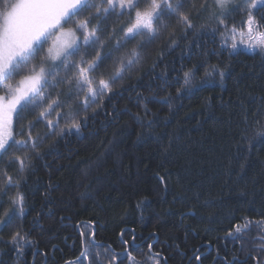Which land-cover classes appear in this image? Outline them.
<instances>
[{
  "label": "trees",
  "instance_id": "trees-1",
  "mask_svg": "<svg viewBox=\"0 0 264 264\" xmlns=\"http://www.w3.org/2000/svg\"><path fill=\"white\" fill-rule=\"evenodd\" d=\"M16 1L0 0V19ZM148 2L140 0L141 8ZM203 2L183 0L181 12L190 16L193 28L165 12L155 36L138 35L128 42L122 39L129 25L127 14H112L100 22L106 59L94 74L97 80L101 74L110 77L133 49L138 56L114 83L113 92L88 109L89 118L79 132L65 127L69 105L76 107L74 83L71 91L67 84L44 90L49 102L59 93L62 108L47 117L59 120L56 129L37 120L39 107L25 110L19 119L14 115L15 139L22 138L17 134L22 126L27 130L29 122L34 123L32 136L39 139L36 149L29 144L0 157V187L4 170L20 183L0 196V216L5 210L16 211L12 225L0 231V264H14L16 246L10 238L16 231L31 241L24 245L22 257L28 262L37 251L38 264L43 254L51 261V251L56 260L74 256L65 242L79 239L78 227L91 235L90 226L95 228V239L115 250L124 249V241L144 248L140 260L150 255L151 244L161 264L164 260L197 264L199 253L202 264L218 256L229 262V256L237 261L248 255L251 264L254 254L258 260V255L264 257L259 248L264 244L260 239L264 226L253 223L237 234L239 239L227 236L245 218L264 219V52L241 43L246 39L239 35L247 32L246 24L241 27L246 13L227 16L229 29L235 24L238 30L234 37L238 48L233 50V34L217 29L214 0H207L201 9ZM87 15L82 12L73 20ZM254 15L264 22V8L258 7ZM97 23L92 19L90 27ZM95 54L81 45L69 60L78 62L83 55L91 61ZM39 56L30 64L38 67ZM194 66L186 86L184 73ZM206 71L212 75L206 77ZM205 79L210 82L202 83ZM57 111L64 115L57 117ZM60 129L64 132L58 135ZM25 153L30 165L21 173L10 157ZM18 193L25 199L22 217L12 205ZM211 264L224 263L218 257Z\"/></svg>",
  "mask_w": 264,
  "mask_h": 264
},
{
  "label": "snow or ice",
  "instance_id": "snow-or-ice-1",
  "mask_svg": "<svg viewBox=\"0 0 264 264\" xmlns=\"http://www.w3.org/2000/svg\"><path fill=\"white\" fill-rule=\"evenodd\" d=\"M214 6L218 12H213V16L217 20V29L223 27L224 33L229 31L233 34V42L231 48L236 50L238 44L235 41L237 26L233 24L229 29L226 23L229 12L246 13L247 20L241 21V27L246 24L247 32L240 31L239 35L245 37L241 43L249 50H259L264 52V22L258 21L254 15V10L258 7L264 8V0H243V4H233L232 0H214ZM184 7L183 0H176L175 4L172 0H149L143 8L140 6V0H17L11 5V10L5 12L4 23L0 27V88L4 89L5 94L0 95V157L7 155L10 149H15L17 152L26 149L29 144L32 149L38 147V137L34 138L31 129L34 127L33 122H29L27 130L22 126L17 134L21 139H15L13 133V114L17 119L21 118V113L25 110L35 109L37 107L42 110L39 113L37 120H46L47 127L50 130L56 129L59 120L53 121L47 119L53 111L62 108V103L57 93L56 99H51L45 94V88L55 89L63 84L69 86L71 91L73 83L78 92L76 97V107L69 105L67 120L65 127L69 130L79 132L81 123L86 121L88 109L98 100H102L107 94L113 92L114 83L122 78L125 70L130 69L136 63L138 53L133 49L127 61H120L115 72L105 79L101 77L97 80L94 75L100 64L106 59V54L103 52L105 47L104 40L101 39L100 22L106 21L112 14L117 17H129V25L124 31L125 42L135 39L138 35L147 34L152 37L157 34V21L161 20L164 13L169 15H178L179 21L186 28H193L190 16L181 12ZM207 7V0L200 4V8ZM88 12V15L83 20H73V17L79 16L82 12ZM97 20V24L90 27V21ZM264 19V18H262ZM65 25H70L65 27ZM56 33L55 39L51 46L46 50V55H40L41 49L48 37ZM119 44V41H118ZM81 45L84 49H94L95 57L91 61H86L81 55L78 62L69 60L80 52ZM40 55L39 69L35 64L28 69L29 62L36 59ZM52 61L51 64L48 62ZM59 61V63H57ZM60 64H63L64 75H60ZM215 68V66H213ZM27 69V74L21 76V79L15 83L11 82L14 77ZM195 66L193 69L184 73V84L190 85L194 75ZM72 75L69 76L68 73ZM212 73L207 72L205 76H211ZM221 80L224 78V72L219 73ZM51 77V82L49 81ZM205 79L202 83H209ZM79 93H83L81 97ZM180 90H178V94ZM47 102V106L44 107ZM82 105V107H81ZM96 109H93L95 112ZM83 113V115H81ZM57 117L64 115L62 111H57ZM64 129H60L58 135L63 134ZM11 141V142H10ZM38 155V153H37ZM10 162L18 163L19 171L22 173L30 165L27 154L15 155L10 157ZM5 177L3 187H0V196L7 194V190L11 187L19 188V181H14L13 177L4 170ZM25 199L23 194L18 193L12 198V205L18 208L19 216H23L25 212ZM16 215L13 211L5 210L3 216H0V231L5 227H9L13 223V217ZM253 223L257 226H264V219L251 221L247 218L244 222L234 226L233 231H229L227 236L232 239H239L237 234L248 229ZM86 232H81V244L83 250L80 256L76 257L75 261H66L65 264H83L84 260H88L90 249L98 247L95 235L92 233L91 238L85 242L87 237ZM260 239L264 241V236ZM135 240V237H133ZM24 241V244L21 243ZM10 243L16 246L17 252L23 255L25 244H31L27 239V234L21 235L19 231L12 234ZM124 250L119 255H111L108 264H123V256H127L129 264H161L158 259L159 253H152L153 246L148 245L149 255L145 260L141 261L132 255L128 250L127 241H124ZM260 249H264V244L259 245ZM111 245L104 249L103 254L96 252V259H103L110 254ZM35 255V251H33ZM200 260V256H196ZM253 259H258L253 256ZM245 264L247 262L245 261ZM259 264V262H258Z\"/></svg>",
  "mask_w": 264,
  "mask_h": 264
},
{
  "label": "flooded vegetation",
  "instance_id": "flooded-vegetation-1",
  "mask_svg": "<svg viewBox=\"0 0 264 264\" xmlns=\"http://www.w3.org/2000/svg\"><path fill=\"white\" fill-rule=\"evenodd\" d=\"M90 228H91V231H92L91 232V235H92V233H95V228H93L92 226H90ZM77 231H78V235H79L78 236V238H79L78 240L73 238V240L70 243L65 242L66 243V248H68L72 252V254L74 256L64 257L63 256V253H64L63 250L58 248L60 250V255L63 256L62 258H60L59 260H56L53 257L52 251H51V254H50L49 258L52 259V260L48 261L47 260V256L45 254H43L42 259H41V261L38 262V264H49L52 261L54 262V264H65L66 261H75L76 257L80 256V252L83 250V247H82V244H81V240H82L81 232H86V229L82 230L81 228L78 227ZM91 235H87V237L84 238L86 243H87V240L89 238H91ZM95 240L97 241L98 247L90 249L88 260H84L83 258H81V260H83V264H108V261L111 258V255H119L124 250L122 246H120L117 250H115V249H113L111 247L110 254L108 256H106L103 259V261H98L96 259V252L99 251V252H101L103 254L104 249L107 248L108 245L107 244L104 245L103 243H100L97 239H95ZM123 246L125 247V245H123ZM128 246H129L128 250L132 253V255L136 256V258L138 260H140L139 253H140V251L144 252V248H140L139 249V245L132 243V241L129 242ZM152 253H149V254L152 255ZM18 254H20V253L17 252V250H16V254H15V258L16 259L14 261V264H37L35 262L37 260V255H36L37 251H35V255H33V253H32L31 258L28 261L29 263L27 262L26 257H22L23 255H21V254H20L21 256H19ZM23 254L26 256V251H24V249H23ZM198 255L200 256V253ZM254 256L257 257L256 254H254ZM159 257H160V255H159ZM218 257H220L223 260L224 264H233V261L235 260V258H234V259H231V261H230V256H229V262H228V261H226V259H227L226 257H224V256H218ZM218 257L212 259V262L215 261ZM258 257H259V260L258 259H253L254 264H258V262H259V264H264L263 255H258ZM122 259H123V264H129L126 255L123 256ZM145 259H146V257H142L141 261H143ZM245 261L247 262V264H251L248 255L246 257H244V258H240L239 260H237L236 264H245ZM203 263H206V262L203 261ZM211 263H209V264H211ZM149 264H151V261H149ZM164 264H167V262H165V260H164ZM185 264H187V263H185ZM197 264H202L201 260H197Z\"/></svg>",
  "mask_w": 264,
  "mask_h": 264
},
{
  "label": "rangeland",
  "instance_id": "rangeland-1",
  "mask_svg": "<svg viewBox=\"0 0 264 264\" xmlns=\"http://www.w3.org/2000/svg\"><path fill=\"white\" fill-rule=\"evenodd\" d=\"M16 2H17V1H16ZM10 10H11V9H9L8 11H10ZM0 20H1V21H0V27H2V26H3V23H4V15L1 17ZM55 36H56V33H53L52 36L48 37L47 41L44 43V45H45V44H47V42H48V45L45 46V47H46L45 51L47 50V48H48L49 46H51L52 41L55 39ZM45 51H42V53H41L40 55H46ZM39 59H40V56H39ZM48 63L51 64L52 61H49ZM57 63H59V61H57ZM32 65H33V63L30 64V62H29L28 68H30ZM38 67H39V66H38ZM38 67H37V69H39ZM26 74H27V73H21V75H20L19 77H16V78H15L14 80H12L11 82L15 85V83L18 82V81L21 79V76L26 75ZM4 94H5L4 89H3V88H0V95H4ZM14 115H15V114H13V118H14ZM13 122H14V119L12 120V125H13ZM13 131H14V130H13ZM10 142H11V141H10Z\"/></svg>",
  "mask_w": 264,
  "mask_h": 264
}]
</instances>
